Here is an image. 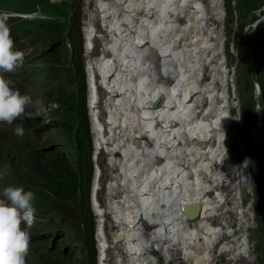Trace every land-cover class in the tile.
<instances>
[{
	"label": "bare ground",
	"instance_id": "1",
	"mask_svg": "<svg viewBox=\"0 0 264 264\" xmlns=\"http://www.w3.org/2000/svg\"><path fill=\"white\" fill-rule=\"evenodd\" d=\"M85 7L93 157L108 155L103 204L98 166L91 183L98 264L109 250L116 264L247 259L253 220L232 183L245 172L235 167L230 135L223 0H86ZM191 204L200 210L188 219L182 209Z\"/></svg>",
	"mask_w": 264,
	"mask_h": 264
},
{
	"label": "rangeland",
	"instance_id": "2",
	"mask_svg": "<svg viewBox=\"0 0 264 264\" xmlns=\"http://www.w3.org/2000/svg\"><path fill=\"white\" fill-rule=\"evenodd\" d=\"M25 1L35 12L16 13L0 0V14L9 17L13 46L24 53L23 67L0 71V78L31 98L12 124L0 122V192L12 185L44 194L41 201L33 196L35 218L27 229L26 264H98L91 183L98 166L103 173L97 199L103 204L109 176L104 173L108 155L93 157L86 82L89 60L83 40L86 0ZM223 2V49L233 106L230 135L235 167L245 172L232 183L238 184L253 220L245 233L252 250L247 259L234 264H264V0ZM101 43L94 44V53L103 48ZM83 83L86 111L78 99ZM85 118L89 138L82 133ZM17 127L23 129L22 136L15 135ZM145 231L152 232L149 224ZM111 251L104 264L118 262ZM214 254L222 261L230 257L218 248Z\"/></svg>",
	"mask_w": 264,
	"mask_h": 264
},
{
	"label": "clouds",
	"instance_id": "3",
	"mask_svg": "<svg viewBox=\"0 0 264 264\" xmlns=\"http://www.w3.org/2000/svg\"><path fill=\"white\" fill-rule=\"evenodd\" d=\"M8 18L7 14H0V71L10 73L23 67L24 53L13 46ZM30 100L28 94L13 89L7 80L0 78V122L12 124L25 112ZM14 132L16 136L24 134L20 127ZM34 213L30 191L9 185L0 192V264H26L30 239L27 229L34 221Z\"/></svg>",
	"mask_w": 264,
	"mask_h": 264
},
{
	"label": "trees",
	"instance_id": "4",
	"mask_svg": "<svg viewBox=\"0 0 264 264\" xmlns=\"http://www.w3.org/2000/svg\"><path fill=\"white\" fill-rule=\"evenodd\" d=\"M10 7L14 8V12L19 13V14H30L35 12V8L33 5H30L28 3H26L25 0H4ZM47 29L51 30L52 28L48 27ZM53 31H57L59 33L58 30H53ZM79 101L81 106L83 107L84 111H86V94H85V84L83 83L82 85V93L79 95ZM82 133L84 134V136H86L87 138L90 137L89 134V122L87 121V119L85 118V125L83 127ZM39 193L37 192V194H35V191H32V196H37L36 199L41 201L42 196H44V194L40 193V195H38Z\"/></svg>",
	"mask_w": 264,
	"mask_h": 264
},
{
	"label": "water",
	"instance_id": "5",
	"mask_svg": "<svg viewBox=\"0 0 264 264\" xmlns=\"http://www.w3.org/2000/svg\"><path fill=\"white\" fill-rule=\"evenodd\" d=\"M139 43L141 44V41ZM199 210H200V205L198 204H191L189 206L183 207L182 209L183 213L188 219L194 218L198 214Z\"/></svg>",
	"mask_w": 264,
	"mask_h": 264
}]
</instances>
